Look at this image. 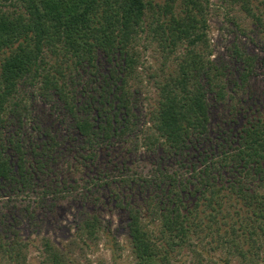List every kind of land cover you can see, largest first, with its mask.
I'll return each mask as SVG.
<instances>
[{"label":"trees","instance_id":"1","mask_svg":"<svg viewBox=\"0 0 264 264\" xmlns=\"http://www.w3.org/2000/svg\"><path fill=\"white\" fill-rule=\"evenodd\" d=\"M226 1L264 30V0ZM207 8L208 0H0V264H26L23 223L39 225L73 193L93 204L77 234L97 240L106 191L101 203L126 220L133 264H173L187 251L197 264L218 251L224 264H264V112L243 114L237 128L212 122L225 86L209 59ZM143 35L176 57L153 77L145 129L129 86ZM34 96L59 108L68 137L37 124L39 137L28 134ZM137 154L153 156L146 172ZM61 161L76 179L64 180ZM41 245L44 263L67 264L50 240Z\"/></svg>","mask_w":264,"mask_h":264},{"label":"rangeland","instance_id":"2","mask_svg":"<svg viewBox=\"0 0 264 264\" xmlns=\"http://www.w3.org/2000/svg\"><path fill=\"white\" fill-rule=\"evenodd\" d=\"M249 1L256 5L262 0ZM258 12L264 17V9ZM207 19L209 59L221 69V80L225 86V102H220L213 108L212 122L215 124L219 119L224 129L232 126L237 128L247 117L252 118L259 112H264V30L248 17L238 4H231L226 0H208ZM138 51L141 64L136 73L134 72L129 86L135 92V112L145 129L148 126L147 109L155 96L153 77L155 74L166 73V69H169L166 65L174 63L176 57L166 54L155 41L145 35L139 41ZM245 57L249 59L251 73L246 81H241V73L246 69V61H243ZM26 91L30 93V90ZM52 105L53 101L45 102L41 97L35 96L31 98V113L34 119L25 126L28 134L39 137L38 130L33 128L37 124L42 131L49 130L52 135L59 133L60 137H68L71 133L69 122L62 123L63 113L59 108H51ZM243 114L247 117L244 118ZM152 158V155L142 157L137 154V171L146 172ZM106 159L108 158H100L102 164ZM58 165L62 169L59 173L64 175L66 182L76 179V176L68 177L65 162L61 161ZM99 197L100 205L97 206V211L100 213L103 232L93 242L87 241L85 236L76 232L82 213L90 212L93 204L92 207L88 203L83 205L75 193L62 198L52 213L45 212L40 216L37 219L39 225L29 226L24 222L22 240H26V235L29 237L26 264H46L41 255L43 239L50 240L65 255L67 264H133L128 248L126 220L111 204L101 203V200L108 199L107 191ZM222 252L204 255L203 264H224L219 260L223 257ZM208 257L211 258L210 261ZM198 261L199 257L195 253L187 251L178 255L173 264H197ZM244 263L238 259L233 260V264Z\"/></svg>","mask_w":264,"mask_h":264}]
</instances>
